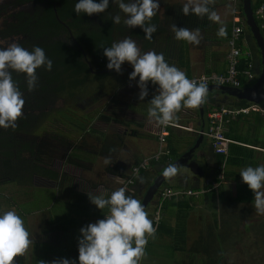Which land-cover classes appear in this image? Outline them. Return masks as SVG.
<instances>
[{"label": "trees", "instance_id": "obj_1", "mask_svg": "<svg viewBox=\"0 0 264 264\" xmlns=\"http://www.w3.org/2000/svg\"><path fill=\"white\" fill-rule=\"evenodd\" d=\"M77 2L78 0H12L10 5L13 11L6 12L2 7L0 8V18L2 17L4 21L3 28H0L1 40L3 38L12 40L29 51L39 46L43 48L46 56L52 61L53 66L50 71L43 66L36 70L37 86L31 92L27 89L25 74L12 73L13 81L21 91L24 101L29 102V100H25V97L32 92L35 93L38 102L42 97L51 99L53 105L66 110L63 113L59 109L60 121L75 127L81 135L85 136L79 140L71 139L60 130H42L39 126H33L31 121L38 117L41 111H33L30 116H27L29 112L24 106L22 109L23 116L17 120L15 128H0V179L10 178L13 180L14 176H9L11 170L22 169L27 176L37 175L56 183L59 188L65 184L66 180L72 179L61 172L63 166L90 171L97 156H103L106 159V173L122 178L123 181L127 178L124 174V167L114 159L120 136L118 134H103L92 128V123L93 121L106 125L114 123L121 127L130 125L137 127L139 124L127 118H117L116 108L111 103L92 111H85L102 99L113 97L120 87L129 81V75L125 72L123 64L121 66L122 74L106 67L108 60L103 55L102 47H111L114 42H119L125 37H131L142 46V41L149 42L152 39H146L140 27L129 29L124 24L126 15L113 0H109V7L105 12L91 16L86 13L77 15L74 12ZM94 2L99 3L100 0H94ZM263 3L264 0L251 2V11L254 13L259 6L263 7ZM182 7L180 5L172 6V24H176L178 28L199 29L203 32L210 28L211 21L207 17L201 18L195 14L185 16L182 13ZM210 7L213 9L212 5ZM116 15L121 17L119 24L112 22V17ZM255 22L260 25L259 20L256 19ZM245 32L248 34L247 29ZM259 33L264 39V30L259 29ZM238 46L241 51L237 66L239 72L246 69V64L253 54L257 58L259 66L260 58L256 47L253 46L252 50L244 49L245 46L241 39ZM256 78L257 76L253 80L247 81L239 74V85L241 87L249 86ZM224 96L218 93L207 95L203 103L205 112L216 111L220 105L240 108L250 104L245 100L230 97L227 101L221 102L219 97ZM64 101L69 102V104L64 105ZM104 107L105 109L108 107L109 114L102 113ZM252 114H254L253 123L248 127L238 124V121L246 115L238 116L229 124L230 126L228 125L224 136L235 144L228 146L226 158L211 151V179L203 185L208 212L209 210L212 212V208L217 202L222 203L221 187L225 182L234 184L235 195L232 197V201L235 204H251L253 202V192L242 182L240 171H235V169L245 166H256L254 161L255 148L264 151V117L257 113ZM239 127L244 128L245 133L249 135L239 133L241 130ZM128 135L140 137L134 129L129 130ZM87 136L88 138H86ZM197 137L198 134L196 133L193 139L186 143L178 130L168 128L166 147L168 155L159 157L157 161H150L148 164L149 171H139L133 178L132 185H142L145 192L152 184V180L165 167L193 146ZM182 148L183 150L180 152L179 150ZM222 163H224L222 183L218 185L216 191L211 190L210 184L216 180L217 168ZM27 176L21 177L20 180L26 181ZM81 184V181H74L75 187L79 188ZM165 185L164 181L158 191ZM158 191L152 198L157 196ZM125 194L132 197L134 192L133 194L129 192ZM141 198L142 196H140L139 201ZM186 198L178 204L180 206L187 204L184 208L188 209V204L193 202V196ZM171 203V201L166 202L159 199L158 207L165 210L167 207H172ZM177 209L182 210L180 207ZM107 213L108 209L105 210L104 216ZM235 221L238 223V218ZM162 224L159 221L157 225H153L156 232L163 228ZM164 227L166 226L164 225ZM176 233L180 236V244L184 245L185 226L183 223L175 224L173 228L167 227L165 234L172 236ZM241 234L239 229L232 228L231 218L229 219L222 209L219 211L218 217L213 219L212 224L207 226L189 244L185 252V259L183 261L179 259L177 262L180 264H230L227 262L226 252L235 249L241 241Z\"/></svg>", "mask_w": 264, "mask_h": 264}, {"label": "crops", "instance_id": "obj_2", "mask_svg": "<svg viewBox=\"0 0 264 264\" xmlns=\"http://www.w3.org/2000/svg\"><path fill=\"white\" fill-rule=\"evenodd\" d=\"M257 1L250 0V3ZM186 2L187 0H159L160 8L150 21L151 24L157 26V31L154 33L151 41H142L144 47L137 43L141 53L148 52V50L153 51L155 46L161 43L165 60L169 65L179 68L189 78L224 72L226 67V42L234 26L242 27L239 41L240 39L243 40L244 49L252 50L253 46L256 47L249 29L245 25L242 0L238 1L236 8L229 0H214L211 5L220 17V21H211L210 28L207 31L203 32L199 30L202 37L199 45L176 40L174 33L171 31L173 22L171 9L174 5L183 6ZM251 13L255 22L256 19L253 12L251 11ZM222 25L226 29V36L218 37L217 31ZM256 26L258 30L261 29L259 24H256ZM246 29L248 30V34L245 32ZM251 59L253 74L257 76L260 64L258 66V61L254 54ZM124 67L125 72L130 75L133 71L132 66L125 64ZM138 80L139 78L137 77L135 81L138 82ZM157 87L149 82V95L141 103L139 102L138 106L129 110L137 118L130 119L139 124L137 127L133 125L121 127L118 125V128H124L125 130L134 129L140 135V137H134L126 135V132L122 134L120 132L116 133L120 136V141L114 159L124 167V174L127 177L133 165L137 164L141 159L150 157L155 151L158 125L148 117V108ZM136 89L135 94L138 95L140 89ZM219 100L225 102L228 100V97H219ZM110 103L116 108L115 114H117L118 107L116 106L115 99ZM122 107L128 109L127 104ZM253 115L249 113L239 120L238 124L248 127L253 123ZM174 123L187 130L171 129L178 130V133L183 136L186 143L187 141H191L194 134H198L199 132L197 108L187 109L182 107L176 113ZM128 138L130 139L129 143L125 140ZM165 146L167 147V136ZM182 150L183 148L179 151L181 152ZM99 157L106 164V159L103 156ZM262 157L264 158L263 154L260 158ZM210 158L211 149L205 140L195 155L193 172H190L186 168H179L178 174L175 177L171 179L166 178L165 180L166 185L164 187L172 190L189 189L195 192L202 191L198 196L193 197V202L188 204V209L184 208L187 204L186 206L185 204L181 206L178 204L181 200L187 199L186 197L170 200L172 207H167L165 210H161L158 207L159 199L157 196L152 198L146 206L145 211L148 213L150 220L156 210L160 212L159 221L161 224L163 223V228L156 232L155 238H148L145 255L141 259L140 264H180L177 260L183 261L185 259V252L189 244L198 235L197 229H200L205 223L202 220L203 213L208 211L203 185L211 179ZM105 164L103 169L98 168L96 171L91 172L63 166L61 172L72 179L66 180L65 184L59 188L56 183L40 178L37 175L32 177L31 175L27 176L22 169L11 170L9 176H14L13 180H10V178L0 179V214L14 210L23 219L24 226L29 232L31 240V245L27 251L23 255L14 257L12 264H40L41 260L50 262L58 258L76 260V264H79L78 238L80 237V229L90 223L104 219L106 216H104V213L107 210V208L103 210L98 209L90 202L89 195L96 196L103 194L105 198H108L113 191L119 188L120 183L123 181L122 178H118L108 172L106 173ZM149 169L148 166L145 170L149 171ZM89 174L92 175L89 176ZM24 176H27L26 181L20 180ZM17 177L18 179H16ZM74 181H81V186L79 188L75 187ZM38 182L40 183L38 184ZM230 185L234 186L233 183L225 182L222 184V202H224L223 199L226 200V196L230 193ZM128 192L130 194L134 192L132 197L139 200L140 196L144 194V187L140 184L137 186L132 185ZM177 207H180L182 210H178ZM180 223H183L185 226L184 245L180 244L178 233L172 236L165 234L167 233V227L173 228L175 224Z\"/></svg>", "mask_w": 264, "mask_h": 264}, {"label": "clouds", "instance_id": "obj_3", "mask_svg": "<svg viewBox=\"0 0 264 264\" xmlns=\"http://www.w3.org/2000/svg\"><path fill=\"white\" fill-rule=\"evenodd\" d=\"M126 15L124 24L129 28L140 27L145 38L151 40L157 31V26L150 21L160 8L159 0H113ZM214 0H187L182 7V13L187 16L195 14L207 17L212 22H219L220 17L210 5ZM109 7V0H78L74 12L79 15L86 13H103ZM112 22L119 24L120 15L112 17ZM171 31L178 41H187L199 45L201 35L199 29L190 30L171 25ZM218 37L226 36L222 25L217 31ZM3 42H0L2 44ZM107 58L106 67L121 73V66L128 62L133 71L129 81L139 78L137 87L139 100L143 101L149 95L148 84L158 86L150 100L148 117L159 126L174 123L176 113L182 107L194 109L205 102L208 88L206 77L200 82L190 80L186 74L174 65H169L163 53L148 51L141 53L137 42L131 37H125L114 42L111 47H102ZM52 69V61L43 48L36 46L31 51L23 48L17 42H10L0 47V128H15L17 120L23 116L25 101L15 82L12 73H23L29 92L35 90L38 77L36 70L40 67ZM110 159V158H108ZM178 166L169 164L163 169V177L171 179L178 174ZM242 182L254 193V207L258 214L264 215V165L248 166L240 171ZM143 182V179H141ZM126 189L121 187L113 191L108 198L103 194L89 195L90 202L98 209H108L104 219L90 223L80 229L78 238L79 264H140L145 255L148 238H155L156 228L148 218V213L140 201L127 196ZM31 245L30 234L24 226L23 219L14 211L0 214V264H12L14 257L23 255ZM40 264H76V260L58 258L40 261Z\"/></svg>", "mask_w": 264, "mask_h": 264}, {"label": "rangeland", "instance_id": "obj_4", "mask_svg": "<svg viewBox=\"0 0 264 264\" xmlns=\"http://www.w3.org/2000/svg\"><path fill=\"white\" fill-rule=\"evenodd\" d=\"M12 0H0V8L2 7L3 10H6V12L13 11L11 9L10 3ZM25 9V8H24ZM28 10V9H25ZM4 21L3 18H0V28H3ZM0 42H3L0 44V47L7 46L8 43L13 42L12 40H5L4 38ZM138 43V42H137ZM140 44V43H138ZM155 45V44H154ZM161 43L157 44L155 46L156 53H162L163 47L161 48ZM149 51V50H148ZM129 65L128 62H125L124 65ZM136 81H128L127 83L123 84L120 89L113 95V97L105 98L96 103L95 105H92L87 111H92L95 108H99L102 105H107V103H110L111 100L115 99L116 106L118 107V111L116 114V117L119 119L122 118H135L129 110L134 109L135 106L139 105V102L141 103V100H139L138 95H136L137 87ZM34 95V96H33ZM25 100H29V102L25 101L24 106L27 109V112H29V115L32 114L31 112H36V110L41 111L40 115L36 118H34L33 121H31V125L33 126H39L40 129L45 130H60L62 133L68 135L71 139H77L79 140L82 137H85L84 135H81L80 131L76 129L75 127H72L70 125L62 123L60 120V115L58 113L59 109L61 112H66L64 108H59V106H55L52 104L51 99H45L44 97L39 99H36L35 93H29V95H26ZM118 102V103H117ZM64 105H68L69 102L64 101ZM125 104L128 105V109L123 108L122 106H125ZM107 109V110H106ZM105 109L102 108V113L109 114L108 107ZM128 110V112H127ZM32 116V115H31ZM109 116V115H108ZM36 122V123H34ZM118 124L109 123V124H103L98 121H93L92 128H95L97 131L102 132L103 134H116L117 132H120V134L126 132V135H128L129 129L125 130L124 128H118ZM137 129V128H136ZM239 133L243 135H249L245 133L244 128L239 127ZM122 131V132H121ZM168 135V130H167ZM129 136V135H128ZM88 138V136L86 137ZM90 138V137H89ZM129 143V138L125 139ZM184 140V139H183ZM254 151V158L256 162L255 165H251L252 167H257L260 165H264L263 157L260 158V156L263 154L264 151L260 149H256ZM96 161V162H95ZM95 161L93 163V166L90 170L96 171V169H103V166L105 163L102 162V159H100L99 156L95 158ZM106 165V164H105ZM248 167V166H245ZM245 167L237 168L235 171H241ZM68 168V167H66ZM70 168V167H69ZM77 169V168H75ZM92 174H89L91 176ZM83 176V175H82ZM81 176V177H82ZM95 178V177H94ZM40 182H38L39 184ZM230 193L226 196V200L222 203H216L214 207L212 208V212L209 210V212H204L202 216V220L205 221V223L200 227L198 230V234L202 233L207 226H210L213 222V219L215 217H218L219 211L222 209L227 214V217L231 218V226L232 228H237L242 233L241 234V241L237 244L234 250L226 252L227 262L230 264H256L259 262V264L264 263V215L258 214L255 207H254V193H253V202L251 204H235L232 201V197L235 195L234 192V186L230 185ZM264 190V189H262ZM234 194V195H233ZM214 212V213H213ZM238 218V223H236L235 220ZM246 227V229H245ZM196 229L195 227H193ZM245 229V230H244ZM263 233V234H262Z\"/></svg>", "mask_w": 264, "mask_h": 264}, {"label": "built area", "instance_id": "obj_5", "mask_svg": "<svg viewBox=\"0 0 264 264\" xmlns=\"http://www.w3.org/2000/svg\"><path fill=\"white\" fill-rule=\"evenodd\" d=\"M233 6L236 8V4L240 0H229ZM254 18L260 21V28L264 30V8L259 6L253 13ZM242 33V27L234 26L231 29L230 36L226 42V67L222 74H207V75H199L197 77H189L190 80H196L198 83L201 80V77H206V84L209 85H221V86H231V87H239L238 76L241 74L247 81H251L255 78L253 74V65L251 62V56L249 58L250 61L246 64V69L239 72L237 69L241 51L238 46L239 37ZM249 113H257L260 116L264 117V105H257L250 103L246 107L240 108H229L226 106H220L216 111L206 113V130L204 133V138L208 142L211 151L214 154H220L224 158H226L228 153V146L230 144H235L233 141L224 136L228 125L234 121L240 115H247ZM168 128H176L187 130L186 128L172 123L168 126H159L157 127L156 133V148L154 153L147 158L141 159L137 164L133 165L130 169L129 176L120 183L119 188L123 187L126 189V192L130 189L133 184V178L136 177L139 171L145 170L148 167L150 161H157L161 156L168 155V149L165 146V140L167 136ZM223 170L224 163H222L217 168V174L215 176V181L211 182V190L216 191V188L219 184L222 183L223 179ZM118 188V189H119ZM202 191H191L187 190H172L170 188L163 187L158 191L157 197L158 199L170 201L175 198L198 196ZM108 214V213H107ZM106 214V215H107ZM105 218V217H104ZM160 220V212L156 210L151 217V221L153 225H157Z\"/></svg>", "mask_w": 264, "mask_h": 264}, {"label": "water", "instance_id": "obj_6", "mask_svg": "<svg viewBox=\"0 0 264 264\" xmlns=\"http://www.w3.org/2000/svg\"><path fill=\"white\" fill-rule=\"evenodd\" d=\"M250 0H242L243 4V14L245 19V25L249 29V32L254 40L255 46L259 52L260 58V69L257 71V78L249 86H221V85H209L207 86L208 92L207 95L212 93H218L225 95V97L234 98L237 100H245L249 103L264 105V40L259 33V30L253 21L252 13L250 10ZM198 117H199V132L198 137L196 138L193 146L180 155L175 161L171 164L177 165L179 168H186L190 172H193L195 167V155L205 141L204 133L206 130V112L204 110L203 104L197 107ZM163 170L152 180V184L145 190L140 203L144 207L151 201L152 197L158 191L161 184L166 180L162 175Z\"/></svg>", "mask_w": 264, "mask_h": 264}]
</instances>
